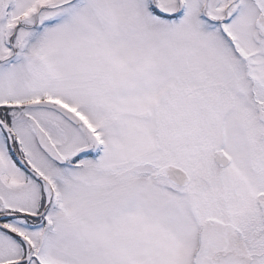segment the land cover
<instances>
[{"label":"snow or ice","instance_id":"obj_1","mask_svg":"<svg viewBox=\"0 0 264 264\" xmlns=\"http://www.w3.org/2000/svg\"><path fill=\"white\" fill-rule=\"evenodd\" d=\"M0 264H264V0H0Z\"/></svg>","mask_w":264,"mask_h":264}]
</instances>
